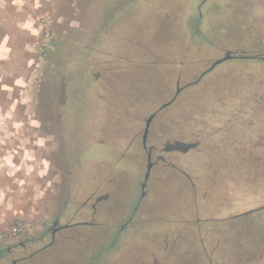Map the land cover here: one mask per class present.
Returning a JSON list of instances; mask_svg holds the SVG:
<instances>
[{
  "label": "rangeland",
  "instance_id": "obj_1",
  "mask_svg": "<svg viewBox=\"0 0 264 264\" xmlns=\"http://www.w3.org/2000/svg\"><path fill=\"white\" fill-rule=\"evenodd\" d=\"M227 51L264 53V0H0V248L108 195L111 213L84 206L68 228L80 239L39 253L86 261L90 245L104 260L141 200L112 244L186 226L187 264H234L215 249L234 224L210 228L236 204H264V61L232 58L198 78ZM189 82L150 123L142 191L145 119Z\"/></svg>",
  "mask_w": 264,
  "mask_h": 264
},
{
  "label": "crops",
  "instance_id": "obj_2",
  "mask_svg": "<svg viewBox=\"0 0 264 264\" xmlns=\"http://www.w3.org/2000/svg\"><path fill=\"white\" fill-rule=\"evenodd\" d=\"M150 53L152 55L156 54L155 51ZM176 85H174V88ZM248 183H250V181ZM237 193L241 194L240 190H238ZM223 200H225V197ZM233 205H235V202ZM236 205L238 206V209L233 208L232 211L227 210L221 217H219L221 214H210V218L219 217V220H215L221 222L220 224L213 225L210 229L222 227L223 230L226 231L234 224V231L232 233L224 232L223 234H219L222 238V242L220 240L215 249L217 250L216 256L224 258V261H234V264H239L242 257L255 259L258 256H264V204H261L259 208L256 204H250V206H246L247 208L244 210L239 208V204ZM140 212V216L141 214L146 215L147 213L145 210ZM117 221L119 223L121 220L118 218ZM230 222L232 223L228 226L226 223ZM131 226H134V224L129 225L126 228ZM183 227L186 226L174 227L170 225L161 230L158 229L157 226H154L153 231L150 232L152 238H155L154 244L152 242L149 244L142 243V241L138 239L134 242L135 246H130V249L127 251L124 250V244H122L121 240H118L106 252L104 257L105 261L108 262V264H127L129 260L132 264H176L174 262V257H178V260L181 259L178 264H187L184 259L186 258V252H188V250H186L187 241L185 243L184 238L188 233L184 231ZM125 229L121 233L122 236L120 235L121 238L125 236ZM204 229H207L206 226H204ZM144 234H147L146 231H140V235L144 236ZM204 235H208V231L204 230ZM157 240L161 242L164 241V245H158ZM209 246L214 247L213 245ZM190 259V264H193V257ZM196 264L199 263L196 262Z\"/></svg>",
  "mask_w": 264,
  "mask_h": 264
},
{
  "label": "flooded vegetation",
  "instance_id": "obj_3",
  "mask_svg": "<svg viewBox=\"0 0 264 264\" xmlns=\"http://www.w3.org/2000/svg\"><path fill=\"white\" fill-rule=\"evenodd\" d=\"M144 150L149 153L150 147L146 144ZM109 199L108 195H98L93 197V194H89L77 207L72 204L66 212L61 210L53 217H49L46 225L38 235H33V237L23 240H17L10 245L0 248V264H108V262L105 261V258L103 260V256H100V260H97V257L94 255L91 256L93 250H91L92 246L90 245H85L86 251L89 254L86 261L81 260V257L79 256H72V258L68 257L64 261L59 262L58 258L53 257L52 259H49V257L45 255V251L41 253H39V251H42L45 248H52V250L61 252L62 250L67 249L69 246L68 243L72 239H80L81 232L79 230L68 229L75 224L74 214L80 213L86 205L90 206V208L94 207L95 211H100L102 214L111 213L109 207L113 202H109ZM102 202H106L105 206H101ZM140 204L141 200L132 214L127 217V220L125 221V217L123 216L118 225H116V228L112 230L110 237L113 240L111 239L112 242L104 247V254H106V252L112 247V243L119 238L123 230L129 225V222L133 220ZM94 240H96V238ZM127 264H132V262L129 260Z\"/></svg>",
  "mask_w": 264,
  "mask_h": 264
},
{
  "label": "water",
  "instance_id": "obj_4",
  "mask_svg": "<svg viewBox=\"0 0 264 264\" xmlns=\"http://www.w3.org/2000/svg\"><path fill=\"white\" fill-rule=\"evenodd\" d=\"M232 58H242V59H257V58H261V59H264V57H260V56H257V55H247V54H235L231 51H227L224 53V55L216 60H214L211 65L205 69L198 78H200L202 75H204L206 72H208L209 70L213 69L216 65L226 61V60H229V59H232ZM195 82V81H193ZM193 82H189L181 87H179L178 85L176 86V90L174 92V94L172 95V97L162 103L155 111H153L152 113L149 114V116L145 119V125H144V128H143V132H142V143H143V146L146 148V139H147V135H148V131H149V126H150V123L152 121V119L154 118V116L157 114L158 111H160L162 108H164L165 106L169 105L171 102H173L176 98V96L178 95V93L181 91L182 88H184L185 86L193 83ZM152 166V162L150 160V154L148 153L147 154V165H146V171L144 173V176H143V181H142V184H141V188H142V191L145 187V184H146V181L149 177V173H150V168ZM144 195V192H142V196Z\"/></svg>",
  "mask_w": 264,
  "mask_h": 264
},
{
  "label": "trees",
  "instance_id": "obj_5",
  "mask_svg": "<svg viewBox=\"0 0 264 264\" xmlns=\"http://www.w3.org/2000/svg\"><path fill=\"white\" fill-rule=\"evenodd\" d=\"M196 33H197V34H200V33H198V31H197V30H196ZM257 56L264 57V53H262V54H259V55H257ZM258 59H259V60H263V61H264V59L257 58V60H258ZM175 90H176V87H175V89H174V92H175ZM175 146H176V145H175ZM175 146H174V147H175Z\"/></svg>",
  "mask_w": 264,
  "mask_h": 264
},
{
  "label": "built area",
  "instance_id": "obj_6",
  "mask_svg": "<svg viewBox=\"0 0 264 264\" xmlns=\"http://www.w3.org/2000/svg\"><path fill=\"white\" fill-rule=\"evenodd\" d=\"M2 238H3V235L0 234V240H2Z\"/></svg>",
  "mask_w": 264,
  "mask_h": 264
}]
</instances>
